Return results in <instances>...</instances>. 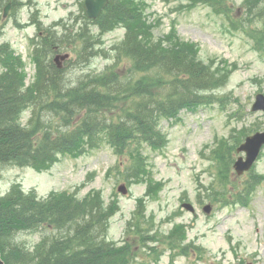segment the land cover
Here are the masks:
<instances>
[{"label":"rangeland","instance_id":"1","mask_svg":"<svg viewBox=\"0 0 264 264\" xmlns=\"http://www.w3.org/2000/svg\"><path fill=\"white\" fill-rule=\"evenodd\" d=\"M128 2L131 13L149 23L146 31L154 40L162 39L168 51L189 47L219 79L215 88L205 90L210 102L183 107L162 119L161 145L140 143L136 169L128 151L137 142L125 143L116 152L100 131L97 145L81 146L74 155L59 153L45 169L0 165V195L16 185L33 191L38 200L52 194L82 199L98 191L105 204L116 203L107 238L117 246L132 245L130 264L153 257L156 264H264V147L248 172L239 175L232 168L236 157L245 155L235 151L237 146L247 135L264 130V110L254 109L258 95L264 97V0ZM82 3L0 0V45H5L8 61L19 66L25 85L35 80L34 55L42 37L51 33L47 47L40 49L44 64L50 67L53 62L63 75V90L61 85L46 88L40 81L37 102L63 97L87 75L129 76L130 62L114 57L124 25L105 19L99 24L86 21ZM84 29L93 36L89 51L79 56L83 39L78 33ZM74 45L76 52L71 50ZM4 55L0 49V71L5 69ZM31 111V106L22 111V124L27 125ZM39 111L41 126L45 120L62 118L46 107ZM63 114L67 115L64 110ZM206 204L209 212L203 209ZM137 224L143 227L145 240ZM15 239L31 249L41 238L40 232L19 230Z\"/></svg>","mask_w":264,"mask_h":264},{"label":"trees","instance_id":"2","mask_svg":"<svg viewBox=\"0 0 264 264\" xmlns=\"http://www.w3.org/2000/svg\"><path fill=\"white\" fill-rule=\"evenodd\" d=\"M131 11L128 0H109L96 19L86 20L99 24L105 19L124 25V36L114 47V57L115 61L120 58L130 62L129 76L120 79L113 72H104L80 77L63 97L44 103L37 102L42 94L40 81L47 84L46 88L61 85L63 90V75L53 62L50 67L44 64L40 49L47 47L51 33L43 36L37 47L36 78L30 85H25L19 66L8 61L7 49L0 45L5 53L1 59L5 69L0 71V165L45 169L59 153L74 155L81 146L97 145V134L102 131L106 134L104 140L115 146L116 152L125 143L137 142L128 151L136 169L141 162L140 143L161 145L163 136L158 125L162 119L175 116L183 107L210 102L205 90L218 84L214 73L195 59L189 47L184 46L188 51L182 46L183 50L168 51L162 39L154 40L147 33L149 23L143 16ZM78 34L83 39L78 49L82 56L89 51L93 35L85 29ZM257 39L262 42V36ZM71 50L76 52L77 46ZM28 106L32 111L24 125L20 115ZM41 107L60 113L62 118L45 120L41 126ZM115 210L116 203L105 204L98 191L82 199L52 194L38 200L33 191H22L16 185L0 196L1 256L5 264H130L135 253L132 245L125 242L117 246L107 238L109 218ZM136 228L144 238L141 224ZM19 230L40 232L41 239L29 249L15 239ZM140 264H156V260L153 257Z\"/></svg>","mask_w":264,"mask_h":264},{"label":"water","instance_id":"3","mask_svg":"<svg viewBox=\"0 0 264 264\" xmlns=\"http://www.w3.org/2000/svg\"><path fill=\"white\" fill-rule=\"evenodd\" d=\"M108 0H84L83 6L85 8V12L87 17L95 18L99 15L101 9L106 5ZM8 5L4 8V14H6ZM259 108L264 110V97L263 95L259 94L256 103L254 104V109ZM264 144V131H258L254 134L247 136L244 143H242L238 148L237 151L245 150L246 151V158L245 160L240 156L234 163V167L237 172L240 174L244 170H247L255 157L257 156L260 147ZM119 189L122 192H126L125 187L123 185L119 186ZM184 206L189 210H193V207L189 203H185ZM205 211L210 210V205L204 206ZM0 264H4V261L1 258L0 254Z\"/></svg>","mask_w":264,"mask_h":264}]
</instances>
